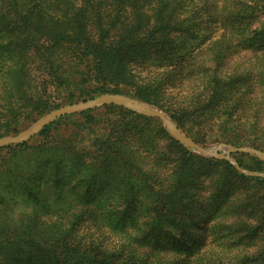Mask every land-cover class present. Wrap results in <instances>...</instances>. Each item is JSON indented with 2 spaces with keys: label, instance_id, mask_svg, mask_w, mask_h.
<instances>
[{
  "label": "rangeland",
  "instance_id": "1",
  "mask_svg": "<svg viewBox=\"0 0 264 264\" xmlns=\"http://www.w3.org/2000/svg\"><path fill=\"white\" fill-rule=\"evenodd\" d=\"M53 1L46 3L52 4ZM115 1L94 0L88 9L109 14ZM175 1L180 4L179 10L174 12L176 17L168 21L171 25L177 21V28H168L169 40L159 48L139 52L129 62L131 74L142 80L141 85L93 87L77 74L75 79L67 81L76 86L71 90L73 92H63L57 83L46 86L48 88L40 93L52 105L31 118H26L21 110L11 112L7 106L23 105V92L29 94L32 90L18 83V65L14 61L29 26L15 28L0 24V138L27 131L46 114L59 108L118 93L116 95L145 99L148 103H144L161 111L180 127L183 134L208 150L225 143L264 151V133L256 135L236 127L235 119V125H221V113L229 101L238 103L249 100V104L254 103L256 97H264V29L260 32L250 28L233 29L202 23L206 18L205 12L209 11L208 6L203 7V12L195 11L200 1L206 0ZM69 3L79 6V0H66L61 13L56 14L59 11L54 8H45L44 11L55 15L72 13L75 7L67 6ZM141 12L145 14L138 24L142 32L160 29L157 35L161 34L168 10L163 11L157 19L151 7ZM2 13L3 5H0ZM201 15L202 19L195 23L193 19ZM263 19L264 13L260 21ZM47 25L49 27L51 24ZM72 72L69 69L66 74L71 76ZM204 75L217 80L216 88L212 89L217 93L212 98L208 97L201 84ZM8 77L13 78L11 84L7 82ZM154 81L161 86L157 89L151 87L150 90L142 86ZM189 103L192 105L187 109L175 112ZM242 104L246 105L244 102ZM93 115L90 125L99 130L100 135L120 128L123 132H129L125 135L123 150L113 152L104 149L98 152L104 160L118 154L125 161L120 160L118 164L95 161L97 153L93 148L97 146L86 143L66 150L70 145L63 140L69 133L67 129L57 132L56 137L48 132L38 134L24 144L0 150V264H6L3 257L6 259L8 254L12 256V264H52L44 258L37 261L33 245L20 244L19 235L40 237L49 234L52 231L48 224L60 220L61 216H66L68 222L72 219L83 223L95 222L96 216L97 222L102 225L117 215H124L127 222L158 219L161 229L151 231L153 244L145 253L153 258L158 257L161 264H200L201 260L208 258L235 263L245 256L264 254V192L250 190L236 176L224 172L217 162L184 148L176 141L169 142L164 134L170 136L156 119L133 114L135 117L108 107L95 109ZM75 121H64L61 127L80 125L83 118ZM59 147L61 152L64 148L67 154L79 148L82 151H78L79 154L72 159L69 155H58ZM182 155L190 166V174L183 184L180 197L166 212H158L159 208L153 206L152 197L155 196H142L141 189L144 183L152 186L145 193H152L153 189H166L169 172ZM55 156L70 162V172H65L61 181L51 177L41 184L39 176L50 171ZM231 160L227 163L237 174L246 176V173H252L254 176L251 177L264 179V166L255 157L243 154L231 156ZM76 163L82 166L81 176L71 179ZM127 164L138 169L128 172L127 167H117ZM126 177L132 178L136 197L131 196ZM53 201L58 203L54 206ZM149 201L150 206L147 207ZM139 205H145L147 209H140ZM67 207L81 210L82 215L75 217L74 212L69 214L72 211L66 210ZM121 207L133 209L125 213L119 211ZM111 208H115V214L108 215L106 212ZM104 225V228H108ZM82 227L83 224L78 226V233L87 241L98 240L99 237L94 238L92 234L88 239L87 234L93 229L90 225H86V229ZM7 237L14 239L12 244L6 241ZM246 264H264V260Z\"/></svg>",
  "mask_w": 264,
  "mask_h": 264
},
{
  "label": "trees",
  "instance_id": "2",
  "mask_svg": "<svg viewBox=\"0 0 264 264\" xmlns=\"http://www.w3.org/2000/svg\"><path fill=\"white\" fill-rule=\"evenodd\" d=\"M47 1L49 0H0V5H3V13L0 14V24H3V27L29 26L27 28L29 30L21 40L20 53L14 61L18 65L17 69L20 78L18 83L22 87H31L32 90L29 94H26L25 91L23 92L24 94L21 98V100H25L23 105L19 103L7 105L11 112L21 110L26 118H31L51 107V102L44 98V94L40 93L43 89L57 83L56 85H59L63 92H73L71 90H74L76 86L71 85L67 81L75 79L77 74L84 77V80L91 83L93 87L119 88L131 84L141 85L142 80L131 74L128 68L129 62L139 52L160 47L161 44L169 40L170 30L177 28V21H174L171 25L168 20L176 17L174 12L179 10L178 7L180 5L175 0H116L109 14L104 15L94 11V9H88L94 0H79V6H75L73 3L67 4V6L75 7L72 13L62 12L60 15H55L45 13L44 9L54 8L59 11L56 14L61 13L60 10L64 7L63 4L66 0H54L52 4L46 3ZM199 4L195 13H199L201 10L203 12V7L205 6L209 8V11L205 12L207 14L203 13L206 18L202 20V23L221 25L223 27L228 26V28L233 29L244 30L250 28L260 32L264 29V19L260 21L261 14L264 13V0H206L200 1ZM148 7H151V11H154L155 19L159 18L163 11L168 10L167 19L164 21L166 24L164 28H161V34L159 35H157V32L160 29L148 33L142 32L138 26L145 15L141 11ZM203 15L199 16V18H194L195 23H197L198 19H202ZM47 23L51 25L48 27ZM69 69L74 71L70 74L71 76L66 74ZM37 79L40 80L38 81ZM157 81L149 82L150 84L142 86L147 90H150L151 87L157 89L161 86ZM7 82L11 84L13 78L8 77ZM216 82L217 80L213 77L204 75L201 78V84H203L206 93L209 94V98H212L215 95L214 93H217V91L213 92L212 90L216 88ZM113 94L116 95L118 93ZM136 100L148 103L141 97H137ZM242 102L246 105L242 104ZM248 102L249 100L239 101L238 103L229 101L227 107L221 113V125L224 127L235 125L234 121L236 120V127L251 131L256 135L263 134L264 97H256L254 103L248 104ZM191 105L192 103H189L183 109H177L175 112H182ZM106 107L120 110L132 116L136 115L116 106H105L103 109ZM93 114L94 110H91L79 115L75 114L60 118L47 126L39 136L48 132L56 137L57 132L67 129L69 133L64 136L63 140L65 143L69 142L70 145L66 147V150L86 143L89 146H97L93 148V151L97 153L94 158L95 161H105L113 164H118L120 160L125 161L118 154L104 160L98 152L104 149H109L113 152L123 150L122 144L127 137L125 136L126 133L129 132H123L120 128L117 130L113 129L112 133L100 135L99 130L90 125V120L92 117L94 118ZM78 118H83V123L80 125L61 127L64 121H72V119L77 121ZM164 136L169 142L175 141L165 134ZM60 148L58 155H69L72 159H74L76 154H79L77 153L78 151H82V148H79L67 154L64 148L61 149L62 152ZM182 150L187 151L184 148ZM237 155L243 154L232 156ZM54 160L50 171L46 175L39 176L41 184H45L51 177L61 181L64 173L70 172V164H68L70 162L60 156H55ZM213 161L220 164L224 172L236 176L250 190L264 192V179L239 175L233 168L229 167L227 162ZM259 164L264 166V162H259ZM81 167L80 163L75 164L71 179L81 176ZM117 167H127L128 172L131 169H138L137 166L132 168L129 164L126 166L117 165ZM189 170L190 166L182 155L176 159L171 172H169L166 181L169 185L166 189L152 188L154 190L152 193H145V191H149L151 184L144 183L140 193L142 196H155L152 197L154 208H159L158 212H166L167 208L180 197L183 184L190 174ZM17 172L23 173L24 171L17 170ZM140 177L142 178V174ZM125 179L130 185L131 196L136 197L137 194L133 191L134 183L132 178L126 177ZM56 182L57 184L59 183L58 181ZM57 203L58 201H53L54 206ZM149 206L150 201L147 203V207ZM147 207L139 205L140 209H147ZM72 209L66 208V210L72 211L69 214L74 212L75 217H77L76 215H82L81 210ZM120 209L119 211L126 213L128 209H133V207H121ZM115 211V208H111L106 213L108 215L115 214ZM95 218L96 220L93 223L90 221L83 223L81 220L73 221L72 219L68 222L66 216H61L60 220L48 224L52 231L51 233L40 237L21 234L19 235V243L22 245L32 244L36 260L41 261L39 259L44 258L52 264H161L158 257L153 258L150 254L145 253L146 250H150L153 244V240H151L153 236H150L151 231H159L161 229L160 220L127 222L124 219V215H117L116 218H110L108 223L103 224L108 227L104 228L102 224L97 222L96 216ZM81 224H83V229L87 228L86 225H90L93 228L87 234L88 239H90V234H92L94 238L98 236V240L90 242L79 234L77 228ZM133 230L136 232L140 231V233H130ZM6 241L12 244L14 239L7 237ZM263 260L264 254L262 253L256 256H245L235 263H223L219 259L208 258L201 260L200 264H246ZM3 262L12 264L11 254H8L6 259L3 257Z\"/></svg>",
  "mask_w": 264,
  "mask_h": 264
},
{
  "label": "water",
  "instance_id": "3",
  "mask_svg": "<svg viewBox=\"0 0 264 264\" xmlns=\"http://www.w3.org/2000/svg\"><path fill=\"white\" fill-rule=\"evenodd\" d=\"M105 106H116L133 114L158 120L173 140L184 148L192 150L205 158L232 162V155L244 154L255 157L259 161L264 162V152L251 147H235L229 144L220 143L212 150L203 148L183 134L165 114L157 110L155 107L130 97L114 94L102 95L86 102L68 105L52 111L42 117L27 131L16 136L0 138V149L18 146L28 142L30 139L40 134L47 126L60 118L99 109ZM236 168L241 172L238 167ZM245 175L250 177L254 176L252 173H246Z\"/></svg>",
  "mask_w": 264,
  "mask_h": 264
}]
</instances>
